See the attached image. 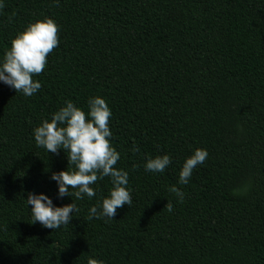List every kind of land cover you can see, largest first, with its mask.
I'll return each instance as SVG.
<instances>
[{"label":"trees","instance_id":"16d2710c","mask_svg":"<svg viewBox=\"0 0 264 264\" xmlns=\"http://www.w3.org/2000/svg\"><path fill=\"white\" fill-rule=\"evenodd\" d=\"M0 264H264V0H0Z\"/></svg>","mask_w":264,"mask_h":264}]
</instances>
